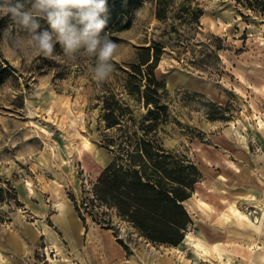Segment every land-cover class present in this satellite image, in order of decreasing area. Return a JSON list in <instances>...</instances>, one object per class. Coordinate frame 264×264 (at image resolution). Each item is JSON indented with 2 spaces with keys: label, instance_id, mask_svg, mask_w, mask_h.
<instances>
[{
  "label": "rangeland",
  "instance_id": "1",
  "mask_svg": "<svg viewBox=\"0 0 264 264\" xmlns=\"http://www.w3.org/2000/svg\"><path fill=\"white\" fill-rule=\"evenodd\" d=\"M252 1L257 7L172 0L161 19L157 0H143L128 27L108 32L118 51L113 74L99 86L89 71L94 57L69 59L59 44L50 57H26L13 39L24 38L29 50L27 33L0 14V264H264V7ZM154 41L166 45L156 73L169 89V119L157 137L201 172L185 205L193 218L187 232L211 250L202 255L190 244L182 252L152 241L90 199L114 158L103 98L113 91L143 119L148 109L123 84L130 63ZM222 196L236 199L248 218L225 207ZM199 197L220 215H210ZM64 210L75 239L59 222Z\"/></svg>",
  "mask_w": 264,
  "mask_h": 264
},
{
  "label": "trees",
  "instance_id": "2",
  "mask_svg": "<svg viewBox=\"0 0 264 264\" xmlns=\"http://www.w3.org/2000/svg\"><path fill=\"white\" fill-rule=\"evenodd\" d=\"M142 1L107 0L105 31L128 27L133 10ZM171 1L157 0L159 18L167 16ZM244 1L248 6L257 7L252 0ZM22 2L28 4L31 0ZM259 7H264V0ZM124 18H128L126 23H123ZM194 19L198 21L199 13ZM3 20L4 17L0 18V26ZM165 46V43L154 41L151 46L142 47L138 60L125 70L124 91L148 109L142 120L137 121L131 108L113 91L103 98L102 116L106 128L113 131L107 134L106 143L114 158L94 182L90 199L95 204L114 209L146 238L176 246L183 241L193 223L185 201L193 195L201 172L186 155L167 149L157 137L160 125L169 119V105L165 102L169 89L156 73ZM208 102L213 108H222L212 100Z\"/></svg>",
  "mask_w": 264,
  "mask_h": 264
},
{
  "label": "clouds",
  "instance_id": "3",
  "mask_svg": "<svg viewBox=\"0 0 264 264\" xmlns=\"http://www.w3.org/2000/svg\"><path fill=\"white\" fill-rule=\"evenodd\" d=\"M0 14L9 16L27 33L29 50L25 49L24 38L13 39V46L26 57L37 51L50 57L59 44L69 59H75L78 53L95 58L89 71L98 86L113 74L118 44L105 31L107 0H31L27 10L22 0H2ZM41 21L47 27L42 28Z\"/></svg>",
  "mask_w": 264,
  "mask_h": 264
},
{
  "label": "bare ground",
  "instance_id": "4",
  "mask_svg": "<svg viewBox=\"0 0 264 264\" xmlns=\"http://www.w3.org/2000/svg\"><path fill=\"white\" fill-rule=\"evenodd\" d=\"M176 74V73H175ZM178 76V75H177ZM178 80L177 77H174L171 79L170 81V85H175L176 84V81ZM178 83V82H177ZM197 89H201L203 90L202 88L198 87ZM45 127V126H44ZM45 132H47L45 130ZM233 166H236L235 163L231 162ZM213 188V187H212ZM212 188H210V190H212ZM193 197V196H192ZM197 197V196H196ZM198 199V198H197ZM197 201V200H196ZM236 199H232V200H228L226 197L222 196V202L225 203V207L226 206H231L232 208H234V211L236 214H238L239 216H242L243 217H247L246 215H243L239 209L236 207ZM186 202V201H185ZM199 202L200 204H202L204 207L208 208L209 212H210V215L212 216H218L220 215L216 209V207H214L213 205H209V203L203 199L202 197H199ZM197 203V202H196ZM199 204V203H198ZM199 204V205H200ZM200 205V207L202 206ZM239 206V205H238ZM203 208V207H202ZM207 211V210H206ZM209 214V213H208ZM217 216V217H218ZM248 218V217H247ZM259 221V220H258ZM59 222L61 224V226L63 227L64 231H65V234L67 235V237L69 238H72V239H75L74 236H76V232L78 231L77 228L75 229L74 225H73V219L72 217L67 213V210H64L63 211V214L60 215L59 217ZM260 231V230H259ZM239 234L241 236V238H244L246 235H247V230H245L244 228H239ZM77 238V237H76ZM192 245V247L196 250V251H199L200 254H205V253H208L210 250V248H208L207 246V243L201 239L200 237H196L195 235H193L192 233L190 232H187L186 233V236L185 238L183 239V241L179 244V245H176L174 246V248L177 250V251H182L183 252V249L182 247L185 246V245ZM214 246H215V249H219L220 246H219V243H214ZM220 255H222V253H220ZM219 255V256H220ZM221 257V256H220ZM222 264H225V263H222Z\"/></svg>",
  "mask_w": 264,
  "mask_h": 264
}]
</instances>
